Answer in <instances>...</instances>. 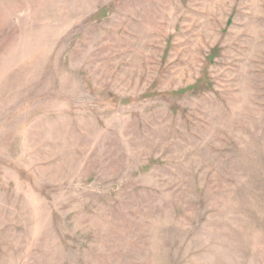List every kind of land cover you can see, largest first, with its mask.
<instances>
[{
    "label": "rangeland",
    "instance_id": "374dc122",
    "mask_svg": "<svg viewBox=\"0 0 264 264\" xmlns=\"http://www.w3.org/2000/svg\"><path fill=\"white\" fill-rule=\"evenodd\" d=\"M0 264H264V0H0Z\"/></svg>",
    "mask_w": 264,
    "mask_h": 264
}]
</instances>
